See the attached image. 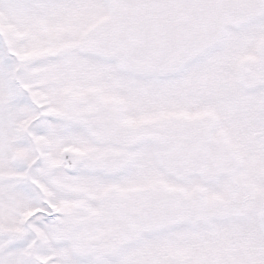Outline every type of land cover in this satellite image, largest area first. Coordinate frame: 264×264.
<instances>
[{
    "label": "snow or ice",
    "instance_id": "snow-or-ice-1",
    "mask_svg": "<svg viewBox=\"0 0 264 264\" xmlns=\"http://www.w3.org/2000/svg\"><path fill=\"white\" fill-rule=\"evenodd\" d=\"M0 264H264V0H0Z\"/></svg>",
    "mask_w": 264,
    "mask_h": 264
}]
</instances>
